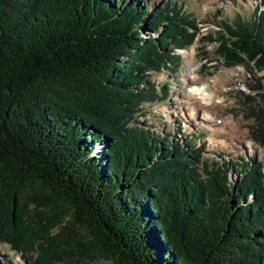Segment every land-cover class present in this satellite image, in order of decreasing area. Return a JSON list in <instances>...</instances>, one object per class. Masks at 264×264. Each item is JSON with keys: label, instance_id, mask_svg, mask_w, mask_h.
I'll list each match as a JSON object with an SVG mask.
<instances>
[{"label": "trees", "instance_id": "16d2710c", "mask_svg": "<svg viewBox=\"0 0 264 264\" xmlns=\"http://www.w3.org/2000/svg\"><path fill=\"white\" fill-rule=\"evenodd\" d=\"M140 1L0 0V243L25 264H264V164L231 165L233 182L140 127L168 98L150 73L201 35L183 5ZM222 27L218 55L263 91L264 7Z\"/></svg>", "mask_w": 264, "mask_h": 264}, {"label": "rangeland", "instance_id": "374dc122", "mask_svg": "<svg viewBox=\"0 0 264 264\" xmlns=\"http://www.w3.org/2000/svg\"><path fill=\"white\" fill-rule=\"evenodd\" d=\"M168 1L183 5L185 13L193 14L197 18L201 35L190 49H178L174 52L177 57L175 67L150 73L151 82L159 89L162 88L161 95L164 94L163 89H166L168 98L155 104L144 105L143 116L139 118V122L142 123L140 127L152 130L157 137L166 138L169 142H179L180 145H186L188 142L195 148L204 147L203 160L212 167L216 164L228 167L237 165L242 169L253 158L264 164V145L256 142L254 138V132L258 127L255 114L259 111V95L264 91L260 86L263 84L261 81L263 72H256L253 64L227 65L218 55L220 44L215 41L224 32L223 22L234 26L239 19L245 22L253 21L255 13L264 7L263 0H145L151 10L163 7ZM204 36L212 37L215 43L201 40ZM192 49L196 50L197 64L192 70L197 72L201 80L195 82L193 78L195 74L190 79L198 85L201 82L215 85L213 89L218 95L215 101H222L210 111L215 117L214 122L203 119V111L206 108L201 100H196L193 96H190L192 97L190 100L186 98V93L191 95L192 93L188 92L189 69L185 55ZM216 79H219L221 84L212 83ZM252 96L253 98H250ZM212 125L215 128L220 127V131L214 132ZM105 147L106 143L102 141L97 145L95 152H102ZM230 172L231 181H238L240 175L233 167ZM34 256L37 257L38 254L35 252ZM8 262L26 263L19 252L12 250L9 245L0 243V264ZM92 264L110 262L100 258Z\"/></svg>", "mask_w": 264, "mask_h": 264}, {"label": "bare ground", "instance_id": "6f19581e", "mask_svg": "<svg viewBox=\"0 0 264 264\" xmlns=\"http://www.w3.org/2000/svg\"><path fill=\"white\" fill-rule=\"evenodd\" d=\"M195 51H196L195 49H192L190 52L186 53V55H185L186 60H187V65H188L187 68L189 69V72H188L189 78L187 80V82H189L188 92L192 93V95L189 93H186V95H187L186 98L188 100H190V99H192V97H190V96H193L196 100H201V102L203 104H205V108H206L205 111H203V119L207 120L208 122L209 121L214 122L215 117L213 116V114L211 115L210 111L215 107L216 104L218 105L222 101L221 100L215 101V98L218 96L217 91L215 89H213L214 87H216L215 85H211V83H208V82H201L199 85L197 83H195L196 81L199 82L201 80V78L197 75V72L192 70L193 68L197 67V64L195 61V53H196ZM238 72H239V70H238ZM235 73H237V71ZM235 73H234V75H235ZM193 74H195L194 77L192 76ZM190 77H191V79L193 77L195 79L194 80L195 82L194 81L192 82ZM229 80L231 81V79H229ZM219 82H220L219 79L212 81V83H214V84L219 83ZM227 82H228V80H227ZM219 84H221V83H219ZM218 99H220V98H218ZM211 128H213L214 132L220 131V127L215 128L214 125H212Z\"/></svg>", "mask_w": 264, "mask_h": 264}]
</instances>
